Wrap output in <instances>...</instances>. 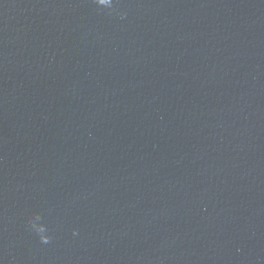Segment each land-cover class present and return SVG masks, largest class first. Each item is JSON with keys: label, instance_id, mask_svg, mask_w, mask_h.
Returning a JSON list of instances; mask_svg holds the SVG:
<instances>
[{"label": "water", "instance_id": "water-1", "mask_svg": "<svg viewBox=\"0 0 264 264\" xmlns=\"http://www.w3.org/2000/svg\"><path fill=\"white\" fill-rule=\"evenodd\" d=\"M0 264H264V0H0Z\"/></svg>", "mask_w": 264, "mask_h": 264}, {"label": "clouds", "instance_id": "clouds-1", "mask_svg": "<svg viewBox=\"0 0 264 264\" xmlns=\"http://www.w3.org/2000/svg\"><path fill=\"white\" fill-rule=\"evenodd\" d=\"M99 2L104 3V2H106V0H99ZM45 242H46V240H45Z\"/></svg>", "mask_w": 264, "mask_h": 264}]
</instances>
